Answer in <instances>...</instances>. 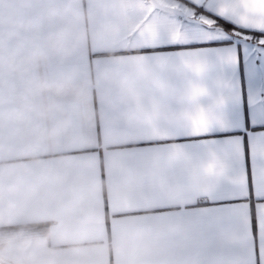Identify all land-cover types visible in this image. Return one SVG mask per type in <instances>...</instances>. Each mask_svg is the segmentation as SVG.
I'll return each instance as SVG.
<instances>
[{
  "label": "crops",
  "instance_id": "1",
  "mask_svg": "<svg viewBox=\"0 0 264 264\" xmlns=\"http://www.w3.org/2000/svg\"><path fill=\"white\" fill-rule=\"evenodd\" d=\"M157 1L260 38L148 0H0V228L48 224L0 235V264H264V0Z\"/></svg>",
  "mask_w": 264,
  "mask_h": 264
},
{
  "label": "snow or ice",
  "instance_id": "2",
  "mask_svg": "<svg viewBox=\"0 0 264 264\" xmlns=\"http://www.w3.org/2000/svg\"><path fill=\"white\" fill-rule=\"evenodd\" d=\"M218 14L222 17H226L229 19H232L235 21V19H233L234 16V12H229V11H224V10H217ZM259 20L261 22L260 27H253V28H257L260 30H264V14H260L259 16H257L254 20L253 23H256V21ZM236 22V21H235ZM202 23L208 26H211L213 24V21L211 20H207L204 19L202 20ZM157 35V33H153V38H155ZM172 38L175 40H178L181 38V33L179 31L173 32L172 34ZM188 66L190 68H192V70L197 73V74H201L205 71V67L202 63L200 62H193V63H188ZM206 95V90L202 87H198V86H194L192 89V99L195 101L197 100L200 96ZM196 123L198 124H205V118L203 113L201 112V114L196 118L195 120Z\"/></svg>",
  "mask_w": 264,
  "mask_h": 264
},
{
  "label": "trees",
  "instance_id": "3",
  "mask_svg": "<svg viewBox=\"0 0 264 264\" xmlns=\"http://www.w3.org/2000/svg\"><path fill=\"white\" fill-rule=\"evenodd\" d=\"M201 13L211 17L215 21L216 25L220 26L221 28H223L226 31L236 30V31H240L241 33H245V34H258V35H260L259 34L260 32H255V31L244 29V28H240V27H238V26H236V25H234V24H232L230 22H227V21H225L223 19H220V18H218L216 16H213L212 14L207 13L202 8L197 9L196 16L198 14H201ZM47 225H48L47 223H38V224H31V225H27V226H15V227H12V228H10V227L9 228L8 227L7 228H0V235H4V234H7V233H12V232L14 233V232H17V231H19L21 229H24V230L29 231V232H34L37 229L38 230L41 229L42 231L46 232Z\"/></svg>",
  "mask_w": 264,
  "mask_h": 264
},
{
  "label": "water",
  "instance_id": "4",
  "mask_svg": "<svg viewBox=\"0 0 264 264\" xmlns=\"http://www.w3.org/2000/svg\"><path fill=\"white\" fill-rule=\"evenodd\" d=\"M148 2H149L152 9H157V10L165 11L168 13H175L182 20H185L188 22L203 24L200 19H198L196 17L188 16L183 10H181L180 8H178L176 6L165 5V4L158 2L157 0H148ZM203 25H205V24H203ZM206 26H208V25H206ZM0 260H3V259L0 257Z\"/></svg>",
  "mask_w": 264,
  "mask_h": 264
},
{
  "label": "rangeland",
  "instance_id": "5",
  "mask_svg": "<svg viewBox=\"0 0 264 264\" xmlns=\"http://www.w3.org/2000/svg\"><path fill=\"white\" fill-rule=\"evenodd\" d=\"M201 17H203V19H207V20L213 21L212 26H218V25L215 24V21L211 17H209L208 15H205V16L204 15H201ZM218 27H220V26H218ZM228 32H230L229 33V37L230 38L236 37L237 34L241 33L240 31H236V30H230ZM243 34H245V33H243ZM245 35H247V36H249V37H251L253 39L254 38H260V35H258V34H245ZM263 42H264V39H263Z\"/></svg>",
  "mask_w": 264,
  "mask_h": 264
}]
</instances>
